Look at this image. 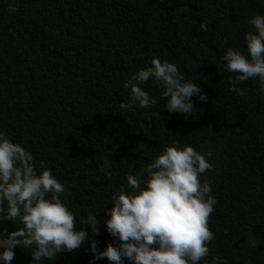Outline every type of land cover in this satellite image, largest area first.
Here are the masks:
<instances>
[{
  "label": "trees",
  "instance_id": "trees-1",
  "mask_svg": "<svg viewBox=\"0 0 264 264\" xmlns=\"http://www.w3.org/2000/svg\"><path fill=\"white\" fill-rule=\"evenodd\" d=\"M256 14L264 0H0V131L32 153L38 171L52 170L77 229L91 237L40 264H92L91 241L98 251L118 246L103 223L96 235L82 223L90 214L107 220L112 195L131 191L127 177L145 179V166L173 141L210 154L214 166L203 176L217 200L215 238L200 264L213 256L264 264V91L258 79L238 84L243 95L230 90L235 73L221 60L230 47L246 54ZM154 56L174 63L207 101L192 97L190 115L169 112L149 80L142 87L156 103L122 110L124 82ZM22 227L0 220L8 232ZM31 251L17 245L11 264H37Z\"/></svg>",
  "mask_w": 264,
  "mask_h": 264
},
{
  "label": "clouds",
  "instance_id": "clouds-1",
  "mask_svg": "<svg viewBox=\"0 0 264 264\" xmlns=\"http://www.w3.org/2000/svg\"><path fill=\"white\" fill-rule=\"evenodd\" d=\"M249 23L254 32L245 33L246 54L230 47L221 57L225 70L235 73L229 77L230 90L239 95L244 93L238 84L249 79H258L264 91V15H253ZM200 27L207 30L206 23ZM149 80L162 89L169 112L190 115L192 97L207 101L201 88L187 80L174 63L154 56L150 66L124 82L130 94L127 102L120 104L122 110L147 109L156 103L142 87ZM41 168L38 171L29 150L0 131V220L23 225L16 231H0L2 264H11L17 245L32 249V262L40 264L42 258L79 249L91 240L84 229H77L74 213L61 199L64 185L50 168ZM207 171H214L210 154L173 141L145 166V179L128 176L131 191L122 188L112 195L109 218L100 221L90 214L82 223L90 226L92 235L99 234L103 223L120 242L98 251L96 242L91 241L92 264L103 258L112 264H125V259L132 264H200L215 238L209 217L217 200L203 176ZM212 264L227 262L213 256Z\"/></svg>",
  "mask_w": 264,
  "mask_h": 264
},
{
  "label": "rangeland",
  "instance_id": "rangeland-1",
  "mask_svg": "<svg viewBox=\"0 0 264 264\" xmlns=\"http://www.w3.org/2000/svg\"><path fill=\"white\" fill-rule=\"evenodd\" d=\"M3 230V228H0V231H2Z\"/></svg>",
  "mask_w": 264,
  "mask_h": 264
}]
</instances>
